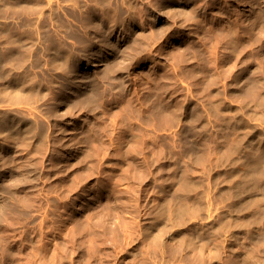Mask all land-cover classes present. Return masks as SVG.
<instances>
[{
  "label": "rangeland",
  "instance_id": "rangeland-1",
  "mask_svg": "<svg viewBox=\"0 0 264 264\" xmlns=\"http://www.w3.org/2000/svg\"><path fill=\"white\" fill-rule=\"evenodd\" d=\"M261 22L264 0H0V264H264V91L238 90L264 86Z\"/></svg>",
  "mask_w": 264,
  "mask_h": 264
},
{
  "label": "bare ground",
  "instance_id": "bare-ground-1",
  "mask_svg": "<svg viewBox=\"0 0 264 264\" xmlns=\"http://www.w3.org/2000/svg\"><path fill=\"white\" fill-rule=\"evenodd\" d=\"M49 2H51V1H49ZM51 3H52V2H51ZM49 5H50V4H49ZM51 5H52V4H51ZM51 7H52V6H51ZM90 13H91V12H90ZM90 13H89V15H90ZM262 13H263V12H262ZM262 13H260V15H261ZM91 15H92V14H91ZM87 16H88V15H87ZM87 16H86V18H88ZM207 16H208V15H207ZM213 16H214V15H213ZM89 17H90V16H89ZM93 17H94V16H93ZM76 18H77V17H76ZM76 18H75V19H76ZM204 18H205V17H204ZM206 18H207V17H206ZM206 18H205V19H206ZM209 18L212 19L213 17H212V18L209 17ZM251 18H252V17H251ZM79 19H80V17H79ZM81 19H82V18H81ZM92 19H93V18H92ZM101 19H102V18H101ZM205 19H204V20L200 19V20H202V21L205 22V21H206ZM71 20H72V19H71ZM77 20H78V19H77ZM207 20H209V19H207ZM234 20H235V18H234ZM78 21H79V20H78ZM83 21H84V20H83ZM90 21H92V20H90ZM211 21H212V20H209V22H211ZM228 21L231 22L232 20L228 19ZM242 21H243V20H242ZM81 22H82V20H81ZM88 22H89V21H88ZM197 22H199V21H197ZM206 22H207V21H206ZM206 22H205V23H206ZM216 22H217V21H216ZM232 22H233V21H232ZM232 22H231V23H232ZM234 22H236V21H234ZM243 22H244V21H243ZM246 22H247V18H246L245 23H246ZM254 22H256V21H254ZM258 22H260V21H258ZM82 23H83V22H82ZM84 23L86 24L87 21H86V22L84 21ZM84 23H83V24H84ZM237 23H239V21H238ZM241 23H242V22H241ZM241 23H240V24H241ZM247 23H248V22H247ZM249 23H250V22H249ZM256 23H257V22H256ZM261 23H262V22H261ZM261 23H260V24H261ZM79 24H80V23H79ZM88 24H89V23H88ZM88 24H87V25H88ZM93 24H95V23H93ZM198 24H199V23H197V25H198ZM203 24H204V23H203ZM210 24H212V23H210ZM252 24H253V23H252ZM254 24H255V23H254ZM81 25H82V24H81ZM207 25H209V24H206V26H207ZM224 25H226V22H225ZM244 25L247 27L246 24H244ZM256 25L258 26V24H256ZM261 25H264V24L262 23ZM261 25H260V27H263V28L261 29V28L259 27L260 29L258 28L259 30H257V26H256V31H260V30H263V29H264V26H261ZM83 26H84V25H83ZM85 26H86V25H85ZM85 26H84V27H85ZM88 26H89V25H88ZM90 26H91V25H90ZM200 26H201V25H200ZM200 26H199V27H200ZM215 26H216V25H215ZM218 26H219V25H218ZM227 26H231V25H229L228 22H227ZM227 26H225V27H227ZM232 26H234V24H233ZM251 26H252V25H251ZM253 26H255V25H253ZM69 27H70V26H69ZM79 27H81V26H79ZM86 27H87V26H86ZM86 27H85V28H86ZM197 27H198V26H197ZM199 27H198V28H199ZM209 27H210L209 29L213 31V29H211V27H213V24H212V26H209ZM225 27H224V28H225ZM236 27H238V26H236ZM246 27H245V29H246ZM249 27H250V24H249ZM249 27H248V28H249ZM72 28L74 29V27H72ZM81 28H82V27H81ZM87 28H88V27H87ZM201 28L203 29V25H202ZM201 28H200V29H201ZM204 28H205V26H204ZM206 28H207V27H206ZM219 28H220V26H219ZM222 28H223V24H222V27H221L220 29L222 30ZM231 28H232V27H231ZM231 28H230V29H231ZM233 28H235V27H233ZM248 28H247V29H248ZM252 28H253V27H252ZM82 29H83V28H82ZM82 29H81V30H82ZM89 29H90V28H89ZM95 29L97 30V29H98V26H97V28L95 27ZM209 29H207V31H208ZM216 29H217V28H215V30L213 31V33L216 31ZM220 29H219V30H220ZM227 29H228V27H227ZM236 29H237V28H236ZM236 29H235V30L232 29V30H234V31H238V30H239V27H238V30H236ZM243 29H244V27H243ZM60 30H61V29H60ZM64 30H65V29H63V31H64ZM66 30L68 31V28H66ZM69 30H71V29H69ZM74 30H75V32L73 31V33H78V34H81V33H82L81 31H79V32H81V33H79L76 29H74ZM86 30H87V29H86ZM86 30H84V31L86 32ZM98 30H100V29H98ZM203 30H204V29H203ZM205 30H206V29H205ZM205 30H204V31H205ZM219 30H218V31H219ZM223 30H226V29H223ZM56 31H58V30H56ZM67 31H64V32H66V34H67V36H68L69 33H67ZM76 31H77V32H76ZM82 31H83V30H82ZM84 31H83V32H84ZM197 31H198V30H197ZM200 31H201V30H200ZM204 31H202V33H203ZM207 31H205V34L207 33ZM251 31H253V30H251ZM256 31H254V32H256ZM263 31H264V30H263ZM263 31H261V33H262ZM58 32H59V31H58ZM71 32H72V31H71ZM85 32H84V33H85ZM87 32H90V30L87 31ZM87 32H86V33H87ZM226 32H228V31H224L225 34L230 33V31H229L228 33H226ZM243 32H244V30L242 31V33H243ZM84 33H82V34L79 36V38H80V42H81V37H82V35H83V36L86 35V34L84 35ZM194 33H195V32H194ZM198 33H199V32H198ZM210 33L212 34V32H209V34H210ZM251 33H253V32H251ZM256 33H257V32H256ZM261 33H257L256 35L259 36V34H261ZM60 34H61V33H60ZM63 34H65V33H63ZM66 34H65V36H66ZM196 34H197V32H196ZM199 34H200V33H199ZM235 34H236V32H235ZM239 34H241V31H240ZM239 34H236V35H238V37H239ZM253 34H254V33H253ZM61 35H62V34H61ZM69 35H72V36H73V34H71V33H70ZM88 35H89V34H87V38H88ZM229 35L232 36L231 34H229ZM229 35H228V36H229ZM241 35H242V34H241ZM241 35H240V36H241ZM243 35H245V34L243 33ZM256 35H255V38H256ZM261 35L264 36V34H261ZM261 35H260V36H261ZM67 36H66V37H67ZM72 36H70V37H72ZM197 36H198V35H197ZM201 36H202V35H201ZM201 36H200V37H201ZM221 36H222V35H221ZM221 36H220V35H217L216 38H219V37H221ZM247 36H248V34H247ZM251 36H254V35H251ZM89 37H90V36H89ZM236 37H237V36H235V38H236ZM241 37H242V36H241ZM248 37H250V33H249V36H248ZM75 38H76V39H75ZM75 38H74L75 41H76V40H79V39H77V36H76ZM83 38H84V37H82V39H83ZM197 38L200 39L199 37H197ZM216 38H215V39H216ZM221 38H223V36H222ZM221 38H220L219 40H221ZM225 38H226V35H225ZM225 38H223V40H222L221 42H223ZM235 38H234V39H235ZM255 38H254V39H255ZM259 38H260V37H259ZM262 38H263V37H261L260 39H262ZM215 39H214V41H216V42H218V43H221V42L217 41L218 39H216V40H215ZM229 39H230V38H229ZM245 39H246V38H245ZM257 39H258V37H257ZM257 39H256V40H257ZM86 40H87V39H85L84 42L87 44V42H88L89 39L87 40V42H86ZM90 40H91V39H90ZM203 40H204V39H203ZM205 40H206V39H205ZM205 40H204V41H205ZM231 40L234 41V40H233V36H232V39H231ZM231 40H230V42H228L227 44H226L225 42H223V43H225L226 45L231 44ZM241 40H243V42L241 41V43L244 44L246 40L248 41V38L244 41V37H243V39L241 38ZM263 40H264V39H263ZM82 41H83V40H82ZM198 41H199V40H198ZM201 41H202V39H201ZM225 41H226V39H225ZM235 41H236V40H235ZM238 41H239V43H240V40H237V41L235 42V44H237ZM247 41H246V42H247ZM259 41L262 42L261 40H259ZM259 41H258V42H259ZM78 42H79V41H78ZM80 42H79V45L81 44ZM91 42H92V41H91ZM91 42H89V45L91 44ZM207 42H208V40H207ZM226 42H227V41H226ZM72 43H73V42H72ZM72 43H71V44H72ZM74 43H75V42H74ZM191 43H194V41L191 42ZM200 43H201V42H200ZM202 43H203V46L205 47L206 45H204V42H203V41H202ZM202 43H201V44H202ZM205 43H206V41H205ZM218 43H217V45H218ZM239 43H238V44H239ZM249 43L251 44V43H254V42H253V41H251V42L249 41L248 44H246L247 46L245 45V47H243V48H244V49H245L246 47H247V49H248L249 47L251 48V46H248ZM76 44H77V43H76ZM82 44H83V42H82ZM214 44H215V43H214ZM214 44H213V46H214V48H216V47H215L216 45H214ZM225 44H222V45H225ZM255 44H257L256 41H255L254 45H255ZM73 45H75V44H73ZM73 45H72V46H73ZM77 45H78V44H77ZM84 45H85V44H84ZM87 45H88V44H87ZM89 45H88V46H89ZM232 45H234V43H232V44L229 45V46L231 47ZM241 45H242V44H241ZM251 45H252V44H251ZM80 46H81V45H80ZM213 46H212V48H213ZM219 46H220V45H218V48L221 47V46H220V47H219ZM75 47H77V46H75ZM75 47H73V48H75ZM86 47H87V46H86ZM252 47H253V46H252ZM73 48H72V49H73ZM78 48H79V47H77V49H78ZM82 48H83V46H82ZM214 48H213V49H214ZM218 48H216V50H217ZM243 48H242V46H241V49H242V50H244ZM70 49H71V48H70ZM70 49H69V52H70ZM80 49H81V48H80ZM213 49H211V50L215 52V50H213ZM83 50L86 51V49H83ZM83 50H82V51H83ZM209 50H210V49H208V51H207L208 53H210ZM211 50H210V51H211ZM227 50H228V53H229V51H231V50L233 51L234 49H231V48L228 49V48H227ZM235 50H238V49H235ZM235 50H234V52H235ZM242 50H241L242 54H241V52L238 50V51L240 52L241 55H243V52H244V51H242ZM252 50H253V49H252ZM30 51H31V50H30ZM30 51H29V52H30ZM67 51H68V50H67ZM76 51H77V50H76ZM212 51H211V52H212ZM217 51H218V50H217ZM238 51H236V52H238ZM246 51H248V50H246ZM250 51H251V50H249L248 52H250ZM34 52H35V51H34ZM77 52H78V51H77ZM207 52L205 53L206 55H207ZM234 52H232V53H233V56H232V57H233V60H234L233 64L236 62L235 58L238 59L237 57L239 56L238 53H237V54L235 53V54H236V57L234 58V56H235ZM71 53H72V52H71ZM74 53H75V50H74V52H73L72 54H74ZM85 53H86V52H84V55L86 56ZM212 53H213V52H212ZM212 53H210V54L212 55ZM215 53H216V52H215ZM228 53H227V54H228ZM230 53H231V52H230ZM230 53H229V54H230ZM232 53H231V54H232ZM245 53H246V52H245ZM245 53H244V54H245ZM29 54H30V53H29ZM33 54H34V53H33ZM64 54H65V52L63 53V56H64ZM72 54H70V53L68 54V53H67V54H66V55H67L66 58H68V56H71ZM79 54H80V53H79ZM150 54H151V53H150ZM150 54H149V55H150ZM205 54H204V55H205ZM213 54H214V53H213ZM25 55H26V54H25ZM31 55H32V54H31ZM75 55H78V54H75ZM80 55H82V54H80ZM206 55H205V56H206ZM215 55H216V54H215ZM215 55H213V56L215 57ZM217 55L220 56V54H217ZM85 56H84V57H85ZM213 56L210 57V55H208V56H206V57H207V58L210 57V58H208V60H210V59L212 60V57H213ZM219 56H218V57H219ZM229 56H231V55H228V57H229ZM26 57H27V56H26ZM86 57H88V56H86ZM86 57H85V58H86ZM218 57H216V58H217V61L220 59V58L218 59ZM220 57H222V55H221ZM223 57H224V56H223ZM242 57H243V56H242ZM242 57H241V58H242ZM147 58H150V57H147ZM151 58H152V57H151ZM202 58L205 59L204 57H202ZM229 58H230V57H229ZM25 59H27V58H25ZM68 59H69V58H68ZM72 59H73V58H72ZM86 59H88V58H86ZM153 59H154V57L152 58V61H153ZM231 59H232V58H231ZM66 60H67V59H66ZM66 60H65V62H66ZM73 60H74V59H73ZM88 60H91V59H88ZM208 60H207V61H208ZM213 60H215V58H214ZM213 60H212V61H213ZM221 60H222V59H221ZM70 61H71V60H70ZM74 61H75V60H74ZM150 61H151V60H150ZM212 61H211V62H212ZM217 61H216V62H217ZM222 61H223V60H222ZM222 61H220V62H222ZM208 62H210V61H208ZM211 62H210V63H211ZM216 62H213V63H216ZM220 62H217V66L219 65L218 63H220ZM71 63H72V62H71ZM210 63H208V64H210ZM222 63H223V62H222ZM222 63H221V64H222ZM236 63H237V62H236ZM66 64L69 65L68 60H67ZM66 64H64V66H65ZM152 64H153V63H152ZM221 64H220V66H221ZM62 65H63V64H62ZM62 65H61V66H62ZM150 65H151V64H150ZM213 65H214V64H213ZM215 65H216V64H215ZM57 66H59V64H58ZM61 66H60V67H61ZM220 66H219V67H220ZM222 66H223V65H222ZM47 67H49V66H47ZM60 67H59V68H60ZM65 67H66V66H65ZM65 67H64V68H65ZM69 67H70V66H69ZM69 67H68V69L71 70L72 68H71V67L69 68ZM208 67H210V66H208ZM208 67H207V68H208ZM64 68L61 67L60 69H61V70H62V69L64 70ZM75 68H76V66H74V69H75ZM211 68H212V66H211ZM213 68H215V67H213ZM51 69H53V68H51ZM54 69H56V68H54ZM57 69H58V67H57ZM60 69H59V71L61 72ZM65 69H66V68H65ZM68 69H67V71H68ZM152 69H153V68H152ZM205 69H206V68H205ZM220 69H221V68H220ZM222 69H223V68H222ZM243 69H244V68H243ZM245 69H246V68H245ZM75 70H76V69H75ZM207 70H208V69H206L205 71L207 72ZM209 70H210V68H209ZM211 70H212V69H211ZM224 70H225V69H223L222 71H221V70H220V71L218 70L219 73H217V72H211V73H215V74L217 73V75H218V74H219V75H222L221 77L224 78L223 76H225V75H226V76L229 75V71H228V73H227V72H225ZM233 70H234V69H233ZM248 70H249V69H248ZM248 70H244V71H248ZM55 71H57V70H55ZM55 71H54V72H55ZM64 71H65V70H64ZM214 71H215V70H214ZM230 71H232V68H231ZM48 72H49V71H48ZM51 72H52V71H51ZM51 72H50V73H51ZM72 72H73V71H72ZM220 72H221V73H222V72H223V73L225 72V73H224V74H221ZM232 72H233V71H232ZM208 73H209V71H208ZM226 73H227V74H226ZM235 73H236V72H235ZM240 73H241V72H239V74H240ZM52 74H54V73H52ZM63 74H65V73L63 72ZM66 74H67V73H66ZM204 74H205V73H204ZM230 74H231V73H230ZM60 75H62V73H60ZM60 75H59V76H60ZM136 75H137V74H136ZM217 75H214V76H216V78H217L218 80H220L221 78L219 79V78L217 77ZM84 76H85V72L82 71V69H79V70H77V71L74 73V75H70V76H69V74H68V76H67L66 78H67L68 81H70V82H72V81H77V80L80 81V97L83 98V99H85L87 103H93V102H95L96 100H99V97H101V96H100V95H102L101 92H100L101 90H100V87H98V85H99L98 82L92 83L91 81H89V80H87V79H83L82 77H84ZM205 76H207V75H205ZM212 76H213V75H212ZM214 76H213V77H214ZM226 76H225V78H226ZM237 76H238V75H237ZM254 76H255V75H254ZM62 77H65V76L63 75ZM137 77H139V76H137ZM210 77H211V75H210ZM210 77H209V79H211ZM263 77H264V76H263ZM206 78H208V77H206ZM214 78H215V77H214ZM225 78H224V79H225ZM227 78H228V77H227ZM250 78L253 79V76H252V77H251V75L249 76V83H245L243 86H240L239 89H238L237 87H236V88H237L239 91H242L243 93H244L245 90H246L245 93L247 92V90H248V91L250 90L251 92L254 91V92H253L254 94H252L253 96H255V94H258V95H259V92H257V91H259L258 88L260 89V86L263 87V89L261 88L260 91H262V90L264 91V86H262L263 83L259 80L261 77H259L258 79H256V77H254V80H251ZM81 79H83V80H81ZM137 79H138V78H137ZM222 81H223V80H222ZM202 82H203V81H202ZM213 82H215V83H212V82H211L212 85H213V84H216L218 81L216 82V81L213 79ZM200 83H201V82H200ZM211 83L209 84V82H208V84H209L210 86H211ZM32 85H33V84H32ZM34 86H35V85H34ZM200 86H202V85H200ZM200 86L197 85V87H200ZM207 86H208L207 84H206V86L204 85L205 88H206ZM213 86H214V85H213ZM237 86H238V85H237ZM31 87H32L31 89L34 88L33 86H31ZM211 87H212V86H211ZM238 87H239V86H238ZM59 88H60V87H59ZM200 88H201V87H200ZM65 89H66V85H62V86H61V89H60V93H61V92H64ZM134 89H135V87H134ZM208 89H209V88H208ZM237 89H236V90H237ZM232 90H233V89H232ZM232 90H231V91H232ZM236 90H235V92H236ZM32 91H33V90H31V93H32ZM134 91H135V90H134ZM199 91H202V90H199ZM263 91H262V92H263ZM242 92H241V93H242ZM245 93H244V94H245ZM248 93H249V92H248ZM32 94H33V93H32ZM32 94L29 95V94L27 93V96L32 97ZM35 94H36V93H35ZM246 94H247V93H246ZM250 94H251V93H250ZM262 94H263V93H262ZM262 94H261V95H262ZM261 95H260V96H261ZM34 96H35V95H34ZM36 96H37V95H36ZM36 96H35V97H36ZM260 96H259V97H260ZM35 97H32V98H31V99L34 98L32 101H34V100L36 101ZM255 97H256V96H255ZM36 98L39 99L40 96H38V97H36ZM31 99H30V100H31ZM35 101H34V102H35ZM37 101H39V100H37ZM141 101H142V100H141ZM168 103H169V102H168ZM176 103L178 104V102H175V105H176ZM170 104H172V103H170ZM170 104H169V105H170ZM169 105H168V106H169ZM172 106H173V105H172ZM166 107H167V106H166ZM170 107H171V105H170L169 107H167V108H170ZM179 107H180V105L178 106V108H179ZM173 108H175V107L173 106ZM173 108H172V109H173ZM176 108H177V107H176ZM178 108H177L176 111H178ZM167 110H168V109H167ZM169 112H170V111H169ZM173 112H174V111H173ZM176 113H178V112H176ZM171 114H175V113H171ZM14 207H15V206H14ZM13 209H14V208H12V211H13ZM15 209H17V206L15 207ZM192 211H195V210H192ZM15 212H16V210H15Z\"/></svg>",
  "mask_w": 264,
  "mask_h": 264
}]
</instances>
